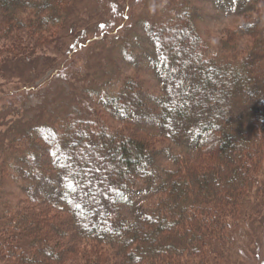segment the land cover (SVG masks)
<instances>
[{
  "label": "trees",
  "instance_id": "obj_1",
  "mask_svg": "<svg viewBox=\"0 0 264 264\" xmlns=\"http://www.w3.org/2000/svg\"><path fill=\"white\" fill-rule=\"evenodd\" d=\"M64 2L0 0V40L7 39L4 30L13 37L18 30L48 35L61 22L58 13ZM256 24H244L240 32L246 34ZM189 29L176 23L156 33L160 97L146 95L130 82L106 106L122 121L157 129L171 144L181 145L186 157L216 152L219 159L226 157L223 162L216 158V171L198 175L187 164L193 173L182 176L177 166L185 160L177 155L172 156L173 169L156 171L159 157L175 154L171 148L156 150L145 141L126 142L125 136L117 142L103 127L97 136L86 134L85 127L61 134L45 126L33 131L38 142L30 145L34 150L26 163L40 171L29 168L26 179L36 190L27 197L67 214L78 242L117 249L122 264H212L222 259L220 248L231 244L240 211L246 206L258 215L264 208V181L257 179L264 161V113L258 109L264 105V79L248 58L220 63L205 58L200 38ZM252 105L257 107L250 109ZM40 155L48 159L44 165ZM136 195L145 203L134 208L131 219L122 218ZM253 199L256 204L249 207ZM19 230L9 234L20 238V247L1 237L3 229L0 243L7 242L9 254L21 264H43L40 255L60 264L78 263L74 258L67 263L61 252L53 255L49 246L30 251L22 235L25 228Z\"/></svg>",
  "mask_w": 264,
  "mask_h": 264
},
{
  "label": "rangeland",
  "instance_id": "obj_2",
  "mask_svg": "<svg viewBox=\"0 0 264 264\" xmlns=\"http://www.w3.org/2000/svg\"><path fill=\"white\" fill-rule=\"evenodd\" d=\"M58 18L60 24L48 35L18 30L13 37L4 30L7 39L0 40L1 237L8 240L10 232L24 227L22 235L30 251L39 247L37 251L42 252L49 246L53 255L61 252L67 263L74 258L77 264H122L124 259L117 249L78 242L67 214L32 203L27 197L36 190L26 179L27 173L30 169L40 171L36 164L30 168L26 163L34 150L30 145L38 142L34 129L51 127L61 134L68 128L85 127L86 134L97 136L103 127L117 142L125 136L126 142L145 141L156 150L171 148L175 154L159 157L156 171L173 169L172 156L176 155L185 160L177 166L182 176L216 171V158L223 162L226 157L219 159L217 152L197 159L186 157L181 145L171 144L157 129L140 128L115 117L106 102L118 97L130 82L137 83L146 95H162L155 36L176 23L200 38L205 58L218 63L248 58L257 64L258 77L264 79V0H65ZM250 22L257 24L246 34L240 32V27ZM259 108L263 114L264 105ZM39 161L44 165L48 159L40 155ZM236 168L234 164L231 170ZM258 178L264 181V161ZM144 203L136 195L133 206L124 208L122 218L131 219L134 208ZM252 212L246 206L240 211L231 244L220 248L222 259L212 264L264 263V208L258 215ZM19 241L18 236L10 238L17 247ZM73 249L79 250L78 257ZM9 251L7 242L0 243V264H21ZM38 259L43 264H60L58 259L41 255Z\"/></svg>",
  "mask_w": 264,
  "mask_h": 264
}]
</instances>
